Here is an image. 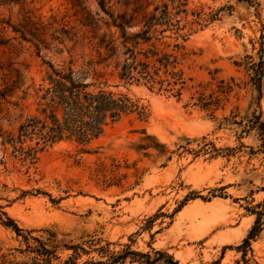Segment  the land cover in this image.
I'll return each mask as SVG.
<instances>
[{"label": "rangeland", "instance_id": "1", "mask_svg": "<svg viewBox=\"0 0 264 264\" xmlns=\"http://www.w3.org/2000/svg\"><path fill=\"white\" fill-rule=\"evenodd\" d=\"M145 13L195 25L179 33L181 96L125 86L114 60L100 67L111 90L143 114L123 116L88 146L17 156L8 139L37 108L25 89L70 55L95 56L102 39L119 38L115 21ZM263 34L264 0H0V264H264V229L239 249L256 220L247 209L264 200L263 137L250 123L260 112L264 122V77L258 102L247 59L257 60Z\"/></svg>", "mask_w": 264, "mask_h": 264}, {"label": "trees", "instance_id": "2", "mask_svg": "<svg viewBox=\"0 0 264 264\" xmlns=\"http://www.w3.org/2000/svg\"><path fill=\"white\" fill-rule=\"evenodd\" d=\"M239 1L249 2L250 0ZM141 17L143 22L118 23L115 21V24H119L115 25L120 32L119 38L102 39L95 46V56L82 55L75 58L74 55H70L68 66L56 68L51 65L45 84L39 86L33 84L25 89L24 99L32 96L37 108L22 125L18 137L8 139L17 156L27 161L34 160L37 154L62 142H77L88 146L123 116L135 112L143 114L145 107L138 101H134L123 92L111 90V74L102 71L100 67L104 65L106 69L114 60H118L116 77L125 86H146L152 92L158 89L157 91L175 92L177 97L181 96L187 86L184 72L180 69L185 55L184 43L187 35H179V33L186 28L191 31L195 25L187 24L182 27V24L158 23L155 15L146 13ZM127 30H135V32L129 33ZM168 30L177 35L174 40H182L183 43L171 45L165 41L166 37L163 33ZM260 46L256 61L251 56L247 57L250 60L248 66L258 102L261 100L264 77V34L261 36ZM40 52L38 49V53ZM80 61L82 63L78 65ZM20 77L21 75L10 85L11 94L22 86ZM118 86L120 85L115 87ZM201 103L202 107L212 109L219 106L220 100L207 102L202 98ZM262 114L263 112L253 115L250 123L252 129L256 128L262 133L264 143ZM212 148L215 152L219 151L215 146ZM247 210L251 215L256 216V220L248 237L239 246L240 250L250 247L251 242L264 229V200ZM1 213V215H7L4 212ZM4 225L12 228L16 233L21 232L15 220L8 216ZM142 257L150 259L149 255H142ZM116 259L122 261L127 259V256L119 255ZM29 264L53 263L48 261ZM64 264H76V261L70 259Z\"/></svg>", "mask_w": 264, "mask_h": 264}, {"label": "water", "instance_id": "3", "mask_svg": "<svg viewBox=\"0 0 264 264\" xmlns=\"http://www.w3.org/2000/svg\"><path fill=\"white\" fill-rule=\"evenodd\" d=\"M166 264H177V263H175L173 261H167Z\"/></svg>", "mask_w": 264, "mask_h": 264}]
</instances>
